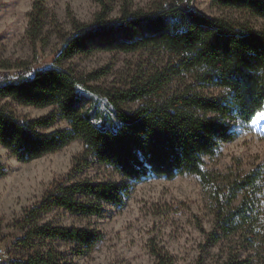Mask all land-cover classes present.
<instances>
[{
  "label": "trees",
  "instance_id": "1",
  "mask_svg": "<svg viewBox=\"0 0 264 264\" xmlns=\"http://www.w3.org/2000/svg\"><path fill=\"white\" fill-rule=\"evenodd\" d=\"M97 1L102 11L93 25L73 20L72 32L60 35L61 49L52 66L33 70L23 64L10 75L13 67L0 59V97L26 106L57 108L36 119L17 117L0 108V146L18 160L29 162L80 140L88 154L124 181L52 184L42 200L13 226L21 235L12 247L21 254L5 264H69L53 243L75 244L81 252L93 248L101 233L40 224L42 216L63 209L78 216L100 217L105 205H119L129 195L130 180L151 176L170 180L196 175L213 188L215 223L208 237L217 239L241 231L249 242L260 237L264 245V224L260 226L264 220L263 170H251L221 185L218 176L204 167L206 158L214 157L223 144L238 137L239 124L250 123L264 110V26L208 16L191 7V0H178L153 14L133 11L125 4L119 18L108 20L105 0ZM211 1L220 8L264 20V0ZM42 18L38 0L27 32L33 42L39 38ZM91 49L162 50L175 59L145 83L124 91H101L88 85L100 73L83 77L62 66L65 60ZM187 76L192 82L167 91L168 83ZM206 89L220 94L209 96ZM82 94L94 98L85 112L80 105ZM135 101L144 102L133 111L122 107ZM57 119L65 120L69 127L53 129ZM4 173L0 166V175ZM8 238L0 229V241ZM224 264L244 263L234 259Z\"/></svg>",
  "mask_w": 264,
  "mask_h": 264
},
{
  "label": "rangeland",
  "instance_id": "2",
  "mask_svg": "<svg viewBox=\"0 0 264 264\" xmlns=\"http://www.w3.org/2000/svg\"><path fill=\"white\" fill-rule=\"evenodd\" d=\"M38 0H0V59L13 68L19 65L33 70L53 65L61 49L60 35L72 32L73 20L87 26L95 23L102 11L97 0H40L42 28L36 42L28 35L30 15ZM178 0H105L108 20L120 17L125 4L129 9L153 14L163 7L175 5ZM191 7L208 16L264 26V20L231 9H223L211 0H191ZM162 50L143 49L137 52L91 49L78 53L62 63L79 76L100 73L88 83L101 91H124L151 79L174 61ZM0 72V81L3 76ZM186 79H174L167 91L182 89ZM209 96L220 91L206 89ZM145 101V100H144ZM144 101L126 102L122 107L133 111ZM94 98L82 94L81 108L85 112ZM0 108L17 117L36 119L57 112L56 107L37 108L22 105L8 97H0ZM65 120L57 119L53 129H66ZM238 137L222 145L212 158H206L204 167L218 176L221 185L230 184L251 170L264 172V110L253 120L237 126ZM0 229L9 235L0 241V264L13 259L12 242L21 235L13 226L26 210L40 202L52 184L74 183L83 180L114 181L124 179L111 167L88 154L80 140L42 158L24 162L0 146ZM79 167L82 170H79ZM130 193L119 205L107 204L100 216H78L63 209H55L42 216L40 224L80 227L101 233V240L91 249H79L75 244L55 242V249L64 254L69 264H224L230 260L244 264H264L263 241L259 237L249 242L245 232L209 238L213 231L215 214L213 188L204 185L196 175H181L174 179L149 177L129 181ZM241 196L239 197V200ZM237 201L236 205L239 203ZM264 208V201L262 202ZM263 219V218H262ZM264 224V220L260 226ZM255 241V242H254Z\"/></svg>",
  "mask_w": 264,
  "mask_h": 264
}]
</instances>
